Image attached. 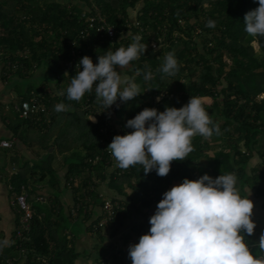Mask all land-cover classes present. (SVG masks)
Wrapping results in <instances>:
<instances>
[{"label": "trees", "instance_id": "1", "mask_svg": "<svg viewBox=\"0 0 264 264\" xmlns=\"http://www.w3.org/2000/svg\"><path fill=\"white\" fill-rule=\"evenodd\" d=\"M139 2L141 6L132 20L129 9ZM257 4L258 0H0V60L4 70L23 75L42 68L47 76L41 83L55 86V91L39 86L34 92L44 104L37 113L24 119L17 111L20 129L15 134L27 146L36 147L40 157L29 168L28 177L22 172L9 177L11 192H24L29 183H50L58 188L62 181L73 194L67 215L56 197L45 207L32 206L29 228L21 237L16 238L14 231L13 244L8 247L0 240V264H7V259L13 261L11 251H23L25 264H73L77 254L67 230L76 223L92 232L105 200L96 191L98 181L107 180L118 195L129 199L110 198L124 208L113 232L119 229L129 208H151L176 182L194 180L205 173L213 178L235 173L242 197H247L248 188L264 198V38L249 36L243 24L245 13ZM96 12L114 26L113 39L99 37L95 29L86 28V18ZM209 20L215 27H206ZM137 34L143 37L141 42L147 49L124 74L135 79L141 94L124 103L117 100L116 106L107 110L96 102L94 92L85 94L79 102L66 98V88L81 57L88 55L97 63L98 55L127 47ZM253 42H257L260 57ZM168 53L178 62L173 76L158 71ZM147 71L153 74L150 80L144 79ZM61 91L65 95H59ZM190 97L202 100L219 127L218 135L214 132L208 139L194 137L189 157L173 161L164 177L155 170L145 174L141 165L127 170L115 166L106 148L114 135L132 131L125 127L128 119L145 107L158 111L179 108ZM61 102L70 110L56 112L54 106ZM106 111L113 128V137L107 140L101 132ZM89 115H96L97 122L88 120ZM32 132L39 135L32 139ZM215 146L218 149H213ZM50 148L64 155L61 178L51 164L55 153ZM254 155L259 162L248 169ZM16 209L18 226L21 211ZM149 228V220L138 225L141 235ZM245 241L251 245L258 240L254 234H245ZM103 250L111 264H124L118 249ZM251 251L264 255L256 247ZM39 257L45 262L38 261Z\"/></svg>", "mask_w": 264, "mask_h": 264}, {"label": "clouds", "instance_id": "2", "mask_svg": "<svg viewBox=\"0 0 264 264\" xmlns=\"http://www.w3.org/2000/svg\"><path fill=\"white\" fill-rule=\"evenodd\" d=\"M243 24L249 36L264 38V0H258L257 7L245 13ZM206 27H215V22L209 20ZM142 39L133 35L127 47L98 55L97 63L88 55L81 57L66 88V98L79 102L85 94L94 92L96 102L107 110L117 100L124 103L141 94L135 79L122 76V71L145 53L147 44ZM158 71L168 76L176 74L174 54L164 57ZM152 78L151 71L144 73L145 80ZM54 110L65 112L70 108L61 102ZM88 120L96 122L93 115ZM125 127L132 131L114 135L106 148L115 166L127 170L141 165L145 174L155 170L161 177L169 173L173 161L189 157L194 137L208 139L214 132L219 134L218 125L198 97H190L179 108L158 111L145 107L128 119ZM236 183L235 173L215 178L205 173L194 180L184 178L165 191L149 217V231L129 246L131 264H264V255H253L245 241V234L253 235L256 226L251 218L254 204L248 196L240 195ZM255 246L264 253V230Z\"/></svg>", "mask_w": 264, "mask_h": 264}, {"label": "crops", "instance_id": "3", "mask_svg": "<svg viewBox=\"0 0 264 264\" xmlns=\"http://www.w3.org/2000/svg\"><path fill=\"white\" fill-rule=\"evenodd\" d=\"M34 72L33 70L29 73H23V75L12 73L11 70H4L3 63L0 60V139H6L12 142V146L9 148L0 147V240L4 247L13 244V233L16 228L15 212L17 207L12 203L14 195L11 192L8 179L12 174L18 172H22L28 177L29 168L32 167L33 163L40 157L37 155L39 152H37L36 147L27 146L18 138V134H15L18 132V129H20L17 127V110L15 106L25 96L30 98L35 94L34 92L36 90L33 89V82L35 81L40 82L39 86L43 89L55 91V86L52 82L41 83L45 79L44 75L47 74L43 69L36 71V73ZM46 117H49L48 113ZM111 117H114V114H112ZM37 121L38 118H35L34 122ZM14 127H16L15 131ZM32 130L35 129L32 128ZM38 135L39 134L32 132L31 138L33 139ZM49 151L55 153L51 164L57 171L59 178H61L65 172L64 155L57 153L54 148H50ZM41 154H43V152H40V155ZM176 184H179V182H176L175 185ZM124 190L127 193L129 192L125 184ZM96 191L99 196L103 198L118 197L126 202L129 201L128 197L120 196L114 189L110 188L107 185V180L98 181ZM24 192L27 194V201L31 208L35 205L45 207L56 197V200L59 201V206H61V209H63L67 215L68 209L73 203V194L69 188L62 184V181H60L58 188L52 187L50 183H29L25 186ZM245 192L248 198L253 202L254 208H259L262 213H264V198L257 197L253 191L248 188L245 189ZM40 196L44 197L45 200L39 201L38 197ZM155 210L156 205L148 209L129 208L128 212L123 217L121 226L115 232L110 229H104L102 233L97 234L88 232L84 226L71 223L67 231L72 234L71 244L77 254L73 264H101L102 260H106L105 262L107 263L105 264H111V259L106 256L107 253L103 250L104 248L109 249L110 247H114L116 250L118 249L120 258L124 264H131L128 250L130 245L139 241L141 232L138 229V225L147 222L149 217L154 214ZM258 217L262 218L261 216ZM255 225L254 239L258 240L262 230H264V223L262 219H260V221L258 219ZM259 230H261V232ZM257 235L258 238L256 239ZM11 254L14 255L13 262H15V264H25L26 257L22 252L11 251Z\"/></svg>", "mask_w": 264, "mask_h": 264}, {"label": "built area", "instance_id": "4", "mask_svg": "<svg viewBox=\"0 0 264 264\" xmlns=\"http://www.w3.org/2000/svg\"><path fill=\"white\" fill-rule=\"evenodd\" d=\"M87 21V29H95L99 37H106L108 39H113L116 33V30L113 25L108 24L102 16L96 12L93 15H90L86 18ZM43 102L36 97L34 94L32 97L28 99H24L20 101L16 106V110L19 113L21 118H28L30 115L37 113L40 108L43 107ZM116 104L112 105L111 109H113ZM110 109V110H111ZM107 112H105V123L101 128V132L105 135V139H109L113 137V128L110 126L109 122L107 121ZM109 113V112H108ZM97 122V116L93 115ZM90 115L88 116V118ZM12 146V142L6 139H0V147L9 148ZM112 158V156H111ZM113 159V158H112ZM114 162V159H113ZM39 201H44L45 198L40 196L38 197ZM12 203L16 205L21 211V218L20 223L15 228V237H21L23 232L29 228V223L32 218V208L27 201V194L25 192H21L19 194H15L12 200ZM123 206L117 200H112L110 198H105L102 206L99 219L94 222L91 226L93 233H102L104 229L113 230L114 228L119 226V219L122 217L123 214ZM73 215H75V209H71ZM250 250H252L255 246V243L249 245ZM23 253V251H21ZM45 262V258H38V261ZM106 260H102L101 264H105ZM7 264H14V262L10 259L6 260ZM121 264V263H117Z\"/></svg>", "mask_w": 264, "mask_h": 264}, {"label": "rangeland", "instance_id": "5", "mask_svg": "<svg viewBox=\"0 0 264 264\" xmlns=\"http://www.w3.org/2000/svg\"><path fill=\"white\" fill-rule=\"evenodd\" d=\"M141 6V3L139 2L137 5H136V7L134 8V9H129V11H130V16H131V18H132V20H134L135 19V14H136V10H137V8H139ZM253 44V46H254V48H255V50H256V52H257V54H258V56L260 57L261 55H262V53L260 52V50H259V47H258V45H257V42H253L252 43ZM152 47H154V48H157V46H155V45H152ZM40 70H42V68H40V69H35L34 71V73H36V71H40ZM127 69H125V70H123L122 71V76H126L125 74H124V71H126ZM119 71H120V69H119ZM47 76V74L46 75H44V77H46ZM177 76V75H176ZM39 83L40 82H38V81H35V82H33V89L34 90H37L38 89V87H39ZM157 100V99H156ZM213 149H218V147L217 146H215V147H213ZM255 160V161H254ZM259 162V159L257 158V156L256 155H254V156H252L251 158H250V160H249V163H248V169L249 168H251V167H253V166H255L257 163ZM264 206V205H263ZM253 217H252V219H254L255 220V222H256V220H258L259 219V221H260V219H262V222L264 223V213H262V211L259 209V208H254L253 209V215H252ZM258 216H261L262 218H260V217H258ZM257 219H256V218ZM262 227V226H261ZM260 232H261V230H259ZM255 235V234H254ZM258 238V235H257V237H256V239Z\"/></svg>", "mask_w": 264, "mask_h": 264}]
</instances>
